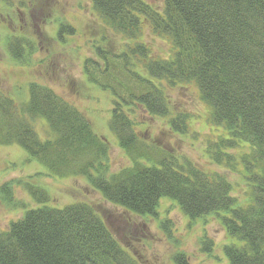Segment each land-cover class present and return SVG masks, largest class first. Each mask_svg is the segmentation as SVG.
<instances>
[{
    "label": "trees",
    "instance_id": "1",
    "mask_svg": "<svg viewBox=\"0 0 264 264\" xmlns=\"http://www.w3.org/2000/svg\"><path fill=\"white\" fill-rule=\"evenodd\" d=\"M91 3L104 27L127 40L117 51L96 47L101 63L87 59L83 73L111 92L109 129L130 166L110 171L107 143L84 114L35 81L18 106L0 94V145H20L51 175L83 176L105 200L141 216L156 215L162 197L173 199L190 221L215 214L232 239L223 247L228 264H264V0H165L161 10L145 0ZM145 25L169 40L167 57L153 56L142 42ZM72 30L60 23L57 36ZM28 43L10 39L6 47L14 60H23L32 50ZM184 83L197 86L216 130L204 139L203 151L241 177L243 198L233 194L225 173L201 169L136 133L130 117L136 105L167 117L171 131H188V113H172L167 94V87ZM40 118L48 127L44 139L33 125ZM23 185L36 201L47 199L43 189ZM12 186H0L5 199L11 200ZM185 255L176 252L174 264H191ZM0 264L138 263L90 204L74 202L26 208L0 231Z\"/></svg>",
    "mask_w": 264,
    "mask_h": 264
},
{
    "label": "rangeland",
    "instance_id": "2",
    "mask_svg": "<svg viewBox=\"0 0 264 264\" xmlns=\"http://www.w3.org/2000/svg\"><path fill=\"white\" fill-rule=\"evenodd\" d=\"M145 1L161 10L165 0ZM60 23L73 29L64 32L61 39L57 36ZM142 28L141 40L153 56L167 57L169 40L154 34L147 25ZM16 38L29 42L27 49L32 47L26 59L14 60L7 50V41ZM124 42L127 40L121 34L104 27L91 0H0V94L12 97L18 106L22 99L27 100L31 81L49 86L83 113L95 135L107 143L110 171L117 172L130 166L131 161L109 129L113 96L90 83L83 72L87 59L101 63L96 47L117 51ZM167 94L172 113H188V131L175 133L168 127L167 117L150 115L136 105L130 117L141 140L189 159L201 169L225 173L233 194L243 198L245 184L241 177L212 163L203 151L204 139L215 137L212 134L216 130L208 121L209 108L199 98L197 86L184 83L167 87ZM33 125L39 138L49 136L44 118L35 119ZM9 181H13L11 200L0 194V231L21 218L26 208L87 202L138 264H174L176 252L185 253L191 264H228L223 247L232 239H228L215 214L190 221L173 199L162 197L156 215H138L105 200L83 176L51 175L44 164L15 143L0 145V186ZM26 182L43 189L47 199L36 201L26 191ZM206 243H210L208 250Z\"/></svg>",
    "mask_w": 264,
    "mask_h": 264
}]
</instances>
